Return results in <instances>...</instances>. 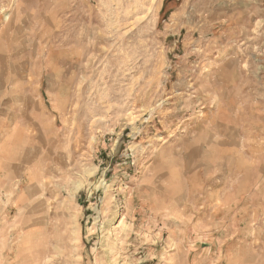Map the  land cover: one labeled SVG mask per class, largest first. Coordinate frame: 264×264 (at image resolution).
<instances>
[{
  "label": "rangeland",
  "instance_id": "obj_1",
  "mask_svg": "<svg viewBox=\"0 0 264 264\" xmlns=\"http://www.w3.org/2000/svg\"><path fill=\"white\" fill-rule=\"evenodd\" d=\"M0 83V264H264V0H0Z\"/></svg>",
  "mask_w": 264,
  "mask_h": 264
},
{
  "label": "crops",
  "instance_id": "obj_2",
  "mask_svg": "<svg viewBox=\"0 0 264 264\" xmlns=\"http://www.w3.org/2000/svg\"><path fill=\"white\" fill-rule=\"evenodd\" d=\"M2 85L3 84L0 83V92L1 91L4 92ZM0 96H2V94ZM0 104L2 105L5 103L1 102V99H0ZM18 171H20V167L18 166V164L13 163L12 161L6 163L5 165L3 164L2 148L0 146V227H3V218L6 214V209H4L3 204L6 201L8 202L9 200L11 202L13 199L12 194L4 195L3 188L4 187L16 188L19 186L20 179L18 177L19 176ZM26 186H29V184H27ZM6 218H9V217L6 216ZM1 233H2V228L0 229V234Z\"/></svg>",
  "mask_w": 264,
  "mask_h": 264
}]
</instances>
